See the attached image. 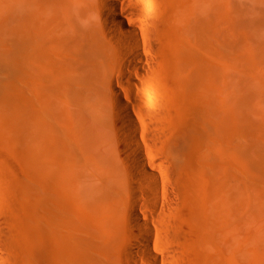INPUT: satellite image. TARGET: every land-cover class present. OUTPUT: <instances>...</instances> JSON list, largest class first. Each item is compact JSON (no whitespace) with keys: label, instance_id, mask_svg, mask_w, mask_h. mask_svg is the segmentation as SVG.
I'll use <instances>...</instances> for the list:
<instances>
[{"label":"bare ground","instance_id":"obj_1","mask_svg":"<svg viewBox=\"0 0 264 264\" xmlns=\"http://www.w3.org/2000/svg\"><path fill=\"white\" fill-rule=\"evenodd\" d=\"M30 1L25 29L18 20L13 27L17 82L11 88L0 81V116L14 128L22 125L25 133L27 203L16 221L4 216L0 200V264H178L182 259L159 248L152 226L155 220L163 228L174 226L166 233L170 240L183 236L163 219L177 209L167 203L169 188H162L163 196L155 194L158 178L134 142V116L116 95L117 118H111L105 95L116 94L112 71L120 69L132 81L133 75L155 69L152 54L167 27L200 36L205 0L168 8L166 0ZM261 1L255 6L256 38L264 24ZM259 54L256 39L252 164L264 181L259 171L264 164V60ZM114 127L125 138L121 147L130 169L114 165L119 155L110 141ZM169 133L165 146L177 174L194 143L185 130ZM235 188L231 182L232 200ZM142 210L149 215L146 221Z\"/></svg>","mask_w":264,"mask_h":264},{"label":"rangeland","instance_id":"obj_2","mask_svg":"<svg viewBox=\"0 0 264 264\" xmlns=\"http://www.w3.org/2000/svg\"><path fill=\"white\" fill-rule=\"evenodd\" d=\"M257 1L205 0L200 36H188L177 26L167 27L166 36L157 44L159 50L152 54L155 69L133 75L132 81L120 69L110 74L116 94L106 92L107 110L111 118H117L113 99L120 96L138 126L134 142L158 178L155 194L163 196L162 188H169L167 203L177 208L163 219L174 223L183 236L168 239L166 233L174 226L163 228L155 220L152 226L159 248L184 260L182 263L264 264V181L257 177L260 170L264 172V164L258 174L252 164L256 39L260 60H264V24L259 38L254 27ZM192 2L166 0V7ZM30 3L0 0V81L11 88L18 76L11 63L13 27L18 20L25 29ZM20 88L25 94V86ZM8 122L0 116V200L6 206L4 216L20 221L27 208L22 189L26 138L22 125L14 128ZM182 130L194 144L185 167L177 166L179 171L184 169L183 174H176L165 143L169 132L174 135ZM109 134L118 151L114 154H119L116 163L122 164L120 168L114 165L119 170L130 169L121 147L126 143L122 131L114 127ZM175 174L183 176H177L184 181L182 187L183 181ZM231 182L236 187L233 200ZM142 215L146 221L148 213L142 210Z\"/></svg>","mask_w":264,"mask_h":264}]
</instances>
